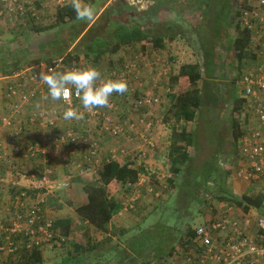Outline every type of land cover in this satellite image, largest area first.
<instances>
[{"label": "rangeland", "instance_id": "obj_1", "mask_svg": "<svg viewBox=\"0 0 264 264\" xmlns=\"http://www.w3.org/2000/svg\"><path fill=\"white\" fill-rule=\"evenodd\" d=\"M24 1L25 2L22 0L19 4L20 7L22 6V11L17 10L15 13L10 15L3 14L7 16L1 17V21L3 23L6 22L7 25H4V28H6L4 32L11 31L12 39H10V42L7 44H0V57H4L3 60H8L9 58L2 56L3 49L7 50L10 58H17L20 64L23 65L22 68L19 64L18 70L13 74L18 73L22 69L24 70V68L31 64H35L38 58L39 60L52 59V61L57 60L59 62L60 59L57 58V54L63 53L62 49L57 48L55 38L57 30L63 28V25L55 23L56 7L50 2L32 3L31 1ZM112 1L113 0H109L108 2H106V0H88L87 2H79L82 15L77 20H68L65 23V27L68 28L70 26V29L75 31L79 30V27H82V32L80 33L82 34L97 19L99 14L106 8L107 4ZM219 1L220 0H165L161 7L158 8L157 15L155 16L158 23L150 25V32L158 34L162 31H167L166 26L163 24H170L171 30L167 32L173 35V39L169 40L165 37V47L163 49H153V47L145 45V43H142L145 46V48L142 49L141 43L137 42L129 46H124L114 53L106 54L104 58L96 64L91 61V58L87 59L79 52L81 50L79 41L69 47V50L79 52V61H73L72 63H78L82 66L85 70L84 75L91 74V79L87 80V82L95 87L93 90V97L96 99L97 108L104 110V107L108 105L107 103L113 102L114 100L119 101V103L114 104L115 110H113V108L110 109V112L104 117V119L106 117L108 119L110 118L108 120L109 124H118L117 122H113L111 117H118L122 113L118 118V121L122 123L119 134H110V132H108L109 129L102 128V121L104 119H101L100 116L96 119L98 122L97 124L100 125L99 132H102V134H99V137H93L98 138V153L100 148L104 145H101V143H105L108 147H111V149L116 147L117 149H114L113 153L112 151H108V160L118 157L125 161L128 160L126 161V165L129 168L138 170V180L130 188L121 184L115 185V188L108 186V197L117 200L122 207L109 221L107 232L99 230L86 220H80L74 224V231L72 234V236H76V241H74L68 238L70 233L68 236H64L58 228L56 229L58 231L55 230L56 234L52 238L53 240L50 243L51 247H49V250H46L45 246H41V249H39L41 252V262L38 263L33 261L25 263L21 260L23 252L29 251L23 247L26 235L23 237L20 236V233L9 235L8 231H6V228H11V220L14 217V213L18 210L15 201H20L19 206L22 207V203L25 206H30L37 199L43 200L40 204L38 213L41 216V221L37 224H43L45 220L54 222L59 216L62 218L69 215L74 216L73 212L75 211L73 210L75 208L72 202H68L67 194L64 191L57 190V192H54L55 194H51L53 192H47V189L52 190L51 187H54L46 186V184H51L52 182L51 175L48 177L49 182L37 186V181L31 179L30 174L32 172L26 171L21 166H15L12 162L17 158L23 159L20 155V151L17 153L15 152L17 149H20L19 147L27 146L36 141H38V143L41 142V149L50 156V161L52 156L62 159L65 153H54L53 140L49 141L50 135L52 134L51 130L45 129L50 133L45 136L44 133L43 135L42 132L39 133L40 137L42 136V141L39 139L31 141V139L27 140L25 135L28 131L27 126L19 122L17 126L22 125L24 131L21 136L13 135L15 131V128L12 126L14 115H11V112L9 114H3L11 116L10 125L0 123V126L9 127V147L12 155L7 154L11 157L5 161V167H9V169L6 171L5 176H0V194H2V197L0 195V225L2 226L0 229V264H62L63 260L72 255H76V253H81L79 255L84 258V263L82 264H109V258L111 256L109 249L111 246L115 244L125 246L132 234L135 233L133 228L137 225L147 227L157 222H165L172 226V229L175 231L176 243L174 253L167 260L163 261L175 264L182 257L183 248L188 246L182 245V241H185L187 238H185L186 229H195L208 219V214L210 216L209 208L211 203L225 204L231 207V216L237 218L240 222L248 221L250 231L254 230L256 217L259 214L264 215V204L258 210L250 206L247 211H244L236 204H232L233 202L231 201L219 200L217 188H209L208 191L200 192L198 198L194 197L190 193V190L195 188L194 185H191V179L197 177V173L193 174L192 169L189 171L183 169L178 176H174L169 170L168 150L171 129L173 126H176V123H179L173 116L172 110L171 112L168 111L171 102L167 95L174 91V87L171 84V77L177 74L179 67L185 63H198L201 67V72L204 73L202 44L212 39L214 42L212 53L216 59V63L219 65L216 71V80L218 81L217 83L220 82L221 85L223 84L226 87V92H224L222 96L223 101H220V97L217 95L219 102L215 105H210L213 103V98L210 99L209 103H206L204 106L207 111H204L203 107L196 111V116L193 120L183 122L188 130L195 133L198 144V147L195 149H192V147L188 148L192 153L191 166L198 167L207 160L211 162L214 160L220 173L224 174L225 171H229L227 184L236 196H240L242 193L255 194L249 189L244 191L246 183L235 177L238 169V157L237 152L235 153V147L234 144H232L231 136V119L237 117V119L239 118L241 120L242 114L240 109L234 113L232 112L233 98H231L230 93L233 87L237 88L235 93L238 94L239 97L241 96L237 83H232V77L234 72H239V70L242 71L243 68L248 65L251 61V57L248 56L246 59L248 61H245L239 69L236 66L237 60L234 55L226 50L231 40L234 21L231 20V22L223 25L221 29L217 28L220 32L216 37L212 34L214 31L208 32V28L211 27L213 23L214 8H217ZM235 1L237 0H231V4ZM5 11L6 9L0 5V12ZM225 50L231 55L227 54ZM130 60H135L140 70L141 67L144 66V68H142L144 73L132 74L133 78L130 79V85L128 84L130 88L129 91L122 93L118 90L115 93L112 86L117 88L118 83L121 82L120 78L122 77V75L118 77V74L122 71L121 68L133 64ZM152 60H154L158 68L156 72L150 76L148 70L151 68ZM56 64L60 65L62 63L59 62ZM115 68L116 70H111L109 74V69ZM63 72V70L59 72L61 82L63 83L62 85L71 84L70 82L74 80V78L72 76H65ZM100 72L103 73L102 75L100 74L99 77ZM155 75L156 77L154 78ZM16 78H18V76ZM116 78L118 80L115 83H110L111 81H115ZM179 85L180 89L183 91L189 87L187 81L181 82ZM135 91L138 95L149 94L154 97H159V101L155 103L151 102L147 105H140L138 100L139 96H136L137 94L134 96ZM88 94L91 93L88 92ZM49 98L50 95L44 100ZM101 98H105L104 101ZM7 100L10 108V100L8 98ZM47 108L51 109L52 106H48ZM47 108L42 107L41 110H46V113L49 114L50 110L47 111ZM53 115L54 114H51L50 116ZM131 124H137L138 131L130 127ZM93 126L97 125L93 124ZM158 127H160V129H158ZM144 131L148 133L150 142L153 145L147 144L142 138L143 146L150 149V154L153 153L152 159H150V157L148 158L150 161L147 159L149 162L145 158H141L143 156V149H138V146L132 150V146L126 144V138L133 137V132L139 137ZM157 131H160L159 142L153 138V135L155 137ZM34 136L35 135H32L30 137L34 138ZM25 138L27 143H25ZM138 139L139 138L135 140L131 139L132 141L130 142L137 141ZM47 141H49V145H47ZM83 148L87 147L83 146ZM135 153L137 154L134 157ZM23 156L25 157V154ZM96 156L97 155L94 157ZM94 157H92L91 163L83 157L84 164H86L83 170L89 172V181H84V184H94L97 181V170L102 164L100 158L94 162ZM3 160L6 159L0 147V163L4 162ZM32 160H39L37 163L43 166V163L47 161V156L42 154L40 159L39 157L29 159L31 162ZM75 160L74 157L71 156L66 162H69V165H71ZM150 162L151 166L149 165ZM50 167L52 169L51 163ZM51 169L49 168L50 172ZM187 172H190V175ZM8 173L10 174L8 175ZM41 174L42 169L39 173L35 174L37 179L40 178L39 176ZM25 175L26 177H24ZM18 179L27 180L29 182L25 181L26 184L24 185L22 182L18 183ZM169 179L174 180V185L168 182ZM10 188H12V190H10ZM183 189L185 192H183ZM83 192L86 193L85 191ZM261 192L264 194V190ZM84 201H86V199H84ZM80 202L82 201L75 204H79ZM24 215L25 211L23 209H20L16 213V217H22ZM25 226L26 224L23 223L22 227ZM109 234L111 236H109ZM104 240L109 241L103 242ZM100 242L102 243L99 244L94 251H84L86 255H83V250L90 246H96V244ZM74 244L79 246L77 250H75ZM10 246H16L17 249L11 252ZM161 260L162 259H159L157 261V259H153L148 264H162V262H160Z\"/></svg>", "mask_w": 264, "mask_h": 264}, {"label": "trees", "instance_id": "obj_2", "mask_svg": "<svg viewBox=\"0 0 264 264\" xmlns=\"http://www.w3.org/2000/svg\"><path fill=\"white\" fill-rule=\"evenodd\" d=\"M87 1L88 0H86V2ZM108 1L109 0H106V2ZM164 1L165 0H154V2L147 8L141 9L130 5L127 0H113L107 4L106 8L99 14L97 19L82 34H80L82 32V27H79V30L77 31L70 29V26L68 28L65 27V23L68 20H77L82 15V10L79 7L78 1L75 2V4L69 3L63 6H57L55 23L63 25V28L57 30L55 37L57 48L63 50V53L57 54V58H59L64 65L72 66L73 61H79L78 53L81 52L85 58H91V61L97 64L106 54L114 53L124 46H129L137 42L141 43L142 49L145 48L142 43L150 45L153 49H163L165 47L164 38L167 37L169 40L173 39V35H170L167 32L171 30L170 24H163L166 26L167 31H162L158 34L150 32V25L158 23L155 16L157 15L158 8L161 7ZM232 7L233 4H231V0L219 1L217 8H214L213 23L211 27L208 28V32L214 31L212 34L216 37L220 32L217 28L221 29L223 25L231 22V20L234 21L231 40L229 41V47L226 50L234 55L237 60L236 66L240 69L245 61H248L246 60L248 56L251 57V61L248 64L256 60V53H254V50L250 47L251 34L249 30L241 28L239 23L233 20ZM78 41L81 50L79 52L69 50V47ZM213 43L212 39H210V41H206L205 44H202L204 73L201 72V67L198 63H185L179 67L178 73L171 77V84L174 87V91L167 95L171 102L168 111L171 112L172 110L173 116L179 123H176V126H173L171 129L168 150L169 170L174 176H178L183 169H186L187 171L192 169L193 174L197 173V177L191 179V185H194L195 188L191 189L190 193L194 197L198 198L200 192L208 191L209 188H217L219 200L231 201L241 207L244 211H247L250 206L260 209L264 204V194L262 192H259L258 194L242 193L240 196H236L227 184L229 171H225L224 174L220 173L214 160L212 162L207 160L198 167L191 166L192 153L188 148L192 147V149H195L198 147V144L195 138V133L188 130L183 122L193 120L196 116V111L203 108L206 103H209L210 99L213 98V103L210 105H215L219 102L218 96L220 97V101H223L222 96L224 92H226V87L223 84L221 85L220 82L217 83L218 81L216 80V71L218 70L219 65L216 63V59L212 53ZM227 54L231 55L228 52ZM2 56L9 58L8 60H3L4 57H0V72L3 75H11L18 70L20 62L17 58H10L9 52L4 49L2 51ZM130 61L135 65V69L131 74L144 73L142 71L144 66L141 67L140 70L138 63L135 60ZM35 63L54 65L57 63V60H39L38 58ZM155 67H157V65L152 63L151 68L148 70L150 76L156 72L157 68ZM124 68H121V70H126ZM111 70H116V68L109 69L110 72ZM239 72L236 71V73ZM102 73H99V77ZM123 73L126 76V80L118 83L117 88L112 86L115 93L118 90L122 93H126L130 90L128 86L130 85V79L133 77L130 72L128 73L127 71H124ZM238 77L239 74L232 77V83L236 84ZM77 79L80 81L82 78L78 76ZM117 80L118 79L116 78L115 81H111L110 83H115ZM184 81L189 83V87L183 91L180 89L179 84ZM236 90L237 88L233 87V90L230 93L231 98H233V113L239 109L242 112L241 108L244 101L235 93ZM136 94L135 91L134 96ZM41 96L42 94L40 91H37V95L32 97L24 106L27 107L37 100H44ZM136 96H139L138 100H140L143 95L137 94ZM93 99L96 102L94 97ZM113 102L119 103L118 100H114ZM74 105L76 108L72 111L71 116L74 117V114L77 113L79 119L85 120L84 117L80 118L82 107L77 104ZM41 108L42 106L38 109L29 110L30 115L25 124L27 127L30 124H38L37 119L34 122H31L30 118L32 113L41 110ZM204 111H207L205 107ZM241 123V120L239 118L237 119V117L231 119V136L232 144H234L235 147V153L237 152L236 141L241 133ZM74 131L77 133L81 132L83 136H85L81 129H74ZM44 168L45 165L41 168L42 171ZM39 171L34 170L33 172L39 173ZM187 173L190 175V172ZM97 175L98 178L96 183L84 184L83 188L87 196L86 204L76 207L74 211L77 213L79 220H86L99 230L107 232L109 221L122 207L117 200L108 197V186L115 188V185L121 184L130 188L138 180V170L129 168L126 164L121 165L117 161L110 159L102 163L97 170ZM168 182L171 185H174L173 179H169ZM188 187L191 188L190 186ZM10 190H12V188H10ZM183 192H185L184 189ZM70 223L71 220L69 217L57 219L53 222V229L56 230L59 228L64 236H68L70 233ZM133 231L135 233L132 234L125 246L115 244L110 247L109 251L111 256L109 258V264H148L153 259H157V261L162 259L160 262H163L174 253L176 243L175 231L172 229V226L165 222H157L147 227L137 225L133 228ZM193 232V229L187 228L185 231V238H191ZM109 236L111 235L109 234ZM105 241L109 240H104L103 242ZM182 242L183 246L190 245L189 241ZM101 243L102 242L96 244V246H90L83 250V255H86V252L84 251L92 252ZM74 248L77 250L79 246L74 244ZM79 254L81 253H76V255L67 257L62 261V264L84 263V258ZM21 258L25 263L30 261L38 263L41 262V252L38 248H32L28 252H23Z\"/></svg>", "mask_w": 264, "mask_h": 264}, {"label": "built area", "instance_id": "obj_3", "mask_svg": "<svg viewBox=\"0 0 264 264\" xmlns=\"http://www.w3.org/2000/svg\"><path fill=\"white\" fill-rule=\"evenodd\" d=\"M21 1L0 0V5L8 13H15L17 10L22 11V6L20 7L19 5ZM26 1H43L50 2L55 6H63L86 0ZM153 1L127 0L130 5L141 9L147 8ZM23 2L25 1L23 0ZM232 11L233 20L238 22L241 28L249 30L251 34L250 47L256 53V60L248 64L239 73L234 72L233 75L234 77L239 74L236 83L241 93L240 97L244 100L241 108V133L236 141L238 169L235 177L243 180L246 183L245 186L251 188L250 191L252 193H259L264 190V0H237L233 3ZM40 65L44 66L45 71L43 74L27 70L26 67L17 73V80L6 89L5 97L10 100L9 109L11 115H14L12 126L15 131L13 135L21 136L23 133L24 127L22 125L17 126L19 122L15 119V116L21 115L23 106L37 95V91L42 94V99L49 97V95L57 94L59 107L64 108L66 114L71 113L72 115V111L76 108L74 104H77L82 107L80 118L87 117V120H90L91 118L97 119L100 116L101 119H104V113L99 111L100 109L95 106L96 102L93 100L95 87L92 84H88L84 79L80 81L77 79V75L79 76L81 72L80 67L76 65L65 66L63 64L49 65L41 63ZM124 69H126L124 71L131 74L135 69V65L130 64ZM60 70L64 71L65 76H72L74 80L70 82L71 84L61 85L56 91L54 82L61 77ZM124 71L118 74V77L122 75L120 78L121 82L126 80ZM88 92L91 94H88ZM158 101L159 97L149 94L143 95L139 100L140 105ZM107 104L108 108L115 110L114 102ZM36 119L40 129L52 131L50 141L53 140L54 153L63 152L68 156L75 147L83 148V146H86L84 158L87 161L91 162L92 157L97 155L99 149L98 138H87L81 132L77 133L74 131L73 128L63 131L58 130V116H50L46 113V110L32 113L30 121L34 122ZM109 119L106 117L102 121V128L109 129L110 131L108 130V132L112 135L119 134L120 127L117 124H109ZM0 123L10 125L11 116L1 115ZM144 133L142 134L144 142L152 145L148 133L146 131ZM40 145L41 142L38 143V141L23 147L17 145L20 149L15 151L16 153L20 151L21 156L25 154V158L28 159L41 158L42 154L47 156V161L44 163L45 168L39 176L40 178L37 179L34 172L30 174L31 179L37 181V186L49 182L48 177L52 173L50 156L41 149L42 146ZM136 154H134V157ZM63 185L65 186L66 184ZM42 201V199H37L30 206H25L22 203V207L19 206L20 201H15L18 210L14 213V217L11 220V228H6L9 235L17 233H20L22 237L26 235L23 247L28 250L32 248L41 249V246L49 249L52 238L56 234L51 220H45L43 224H37L41 221V216L38 213ZM20 209L25 211V215L16 217V213ZM231 214V207L225 204L213 203L210 206L208 219L194 229L191 238H186L185 241H189L190 245L183 248L182 257L175 264H264V215L259 214L256 217L255 228L250 231L248 221L240 222ZM22 222L26 224L25 227H22ZM1 227L0 225V229ZM9 248L11 252L17 249L16 246H10ZM162 264L170 263L162 262Z\"/></svg>", "mask_w": 264, "mask_h": 264}, {"label": "crops", "instance_id": "obj_4", "mask_svg": "<svg viewBox=\"0 0 264 264\" xmlns=\"http://www.w3.org/2000/svg\"><path fill=\"white\" fill-rule=\"evenodd\" d=\"M3 14H7V13L6 12H0V44H7L8 42H10V39H12L11 38L12 35H11V31L4 32L6 29L4 27L7 25H6V22L3 23L1 21V17L7 16L9 14H7V15H3ZM152 63H155L154 60H152L151 64ZM43 64H45V63H43ZM21 66L23 67V65H21ZM155 68H158V67H155ZM26 69L37 71L40 74H43L45 71L44 66L40 65L39 63L31 64ZM16 77H17V73L12 74V75H3L0 72V115L9 114L11 112L9 109L8 100L5 97V93L7 91L6 89L13 82H15L17 80ZM148 77H150V76H148ZM155 77H156V75L154 76V78ZM83 78H84V80H86V82H87V80L91 79V77L88 74L84 75ZM62 84L63 83L61 82V79H56V81L54 82L55 90L58 91V89L61 87ZM101 99L104 101L105 98H101ZM40 106H42L44 108H47L48 106H52L51 109L47 108V111L50 110L49 115L54 114L53 116H55V115L58 116V119H57V129L58 130H66L69 127H71V128L74 127V129H81L87 138H93L96 136L99 137V134H102V132H99L100 126H99V124H97L98 122H97L96 118H91L90 120H87V117H85L84 118L85 120H83V119H79V116L77 113L74 114V117L71 116V113L66 114L64 108L59 107V103L57 100V94L56 95H50V98L47 100H41V101L37 100L35 102H32L27 107L23 106V110H22L21 115L15 116V119L18 122H22L25 125L27 123L26 122L27 118L30 115L29 110L38 109ZM99 111H101L102 113H104V115H106L110 112V108H108V106L107 107L105 106L104 110H99ZM120 115H122V113ZM119 116L118 117L112 116L111 119L113 122H117L118 123L117 125L119 127H122V123L120 121H118ZM93 124L97 125V126H93ZM130 127H132L135 131H138L137 124L136 125L133 124V126H130ZM27 128H28V131H27V133H25L27 140H29V139H31V141H35L38 139L41 140L42 136L40 137V135H39L40 132H42V135L44 133V136L46 134H50L49 131H47L45 129H40L37 124L36 125L30 124V125H28ZM158 129H160V127H158ZM9 132H10L9 127H5V126L1 127L0 126V147H1L2 151L4 152V156L6 159V160H3L4 162L0 163V176H5L6 171L9 169V167H5L6 166L5 161H7V159H9L11 157V156L9 157L7 154L12 153L10 151V147H9V144H10ZM133 133H134L133 137L126 138V144L128 146L129 145L132 146V148H131L132 150L139 146L138 149H140V150L143 149V151H142L143 156L141 158H145L147 160L150 157V159H152L153 153L150 154V149L145 148L142 144V142H143L142 134L139 135V137H138V135H136L135 132H133ZM159 133H160V131H157V134L155 135V137L153 135V138L156 139L157 142H159ZM32 135H35L34 138L30 137ZM26 138H25V140H26ZM136 138H139L140 140L138 139L137 141L130 142V141H132L131 139L135 140ZM27 140L25 141V143H27ZM49 141L46 142L47 145H49ZM101 145H103V146L102 147L100 146L101 147L100 151L97 154V156L93 158L94 159L93 161L95 162V161H97L98 158H100V162L102 164L103 161L104 162L108 161V156H107L108 151H112V153H113V150L117 149V148L114 147V149H111V147H108L105 143H101ZM126 149H128V148H126ZM85 152H86V148H74L73 152H71V154H69L68 156H66L64 154V157H62V159H60L59 157H56V156L55 157L52 156V158H51L52 162H50L52 165V174H51L52 182H51V184H46V186H54V187H51L52 190L47 189V192H53L51 194H55L54 192H57V190L64 191L67 194L68 202H72L74 208L81 206V205H84L87 202L86 193L83 192L84 191V189H83L84 185L83 184L85 183L84 181H89V178H88L89 172L86 170H83V167L86 166V164H84L85 162L83 161V157H84ZM71 156L74 157V160L75 159L76 160L73 161L71 163V165H68L66 160L70 159ZM23 159L17 158L12 163L15 166L16 165L21 166L26 171H30V172H33L34 170L39 171L41 168H43V166H41L39 163H37V161H39V160H32V162H31V161H29L28 158L23 157ZM150 159H148V160L150 161ZM114 160L117 161L121 165L124 164V162H125V160H123L122 158L120 159V157L115 158ZM40 162H41V160H40ZM65 163L68 166H66ZM89 163H91V162H89ZM150 164H151V162L149 163V165ZM34 173L36 174L37 172H34ZM9 174L10 173H8V175ZM17 181H18V183L22 182L25 185L26 184L25 181H27V180L18 179ZM27 182H29V181H27ZM63 184H66V185L64 186ZM0 195L2 197V194H0ZM84 199H86V201H84ZM79 201H82V202H80L79 204H75ZM73 213H74V216L69 215V216H65V217H69L71 220L70 236L68 238L70 240L76 241L75 240L76 236H72V234L74 231V224L80 220H79L76 212H73ZM61 218H62L61 216L58 217V219H61Z\"/></svg>", "mask_w": 264, "mask_h": 264}, {"label": "clouds", "instance_id": "obj_5", "mask_svg": "<svg viewBox=\"0 0 264 264\" xmlns=\"http://www.w3.org/2000/svg\"><path fill=\"white\" fill-rule=\"evenodd\" d=\"M36 2H43V1H36ZM32 3H35V2H32ZM44 3H45V2H44ZM54 6H55V5H54ZM55 7L57 8V6H55ZM5 12H6L7 14H9V15L12 14V13H8L7 11H5ZM57 62H58V61H57ZM59 62H61V60H60ZM61 63H62V62H61ZM40 64H41V63H40ZM45 64H46V63H45ZM55 64H56V63H55ZM62 64H63V63H62ZM77 64H78V63H74L73 65H76V66L80 67V69H82L81 72H80V75H79V76H80L82 79H84L83 76H84L85 70L82 68V66L77 65ZM63 65H64V64H63ZM65 66H66V65H65ZM22 68H23V67H22ZM89 76H90V75H89ZM58 79H61V77H59ZM113 160H114V159H113ZM126 161H128V160H126ZM126 161H125V162H126ZM125 162H124V164H126ZM245 188H247L246 190H248V189L250 190V189H251L250 187H245ZM246 190H244V191H246ZM248 194H249V193H248ZM255 194H258V193H255ZM212 204H213V203H211V205H212ZM233 204H235V203H233ZM211 205H210V206H211ZM254 208H255L256 210H258L256 207H254ZM209 211H210V208H209ZM208 217H209V214H208ZM249 228H250V226H249ZM193 230H194V229H193ZM46 250H49V249H46ZM158 264H159V263H158Z\"/></svg>", "mask_w": 264, "mask_h": 264}]
</instances>
